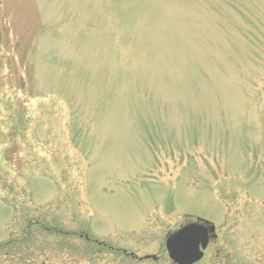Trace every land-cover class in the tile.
I'll return each mask as SVG.
<instances>
[{
	"label": "rangeland",
	"instance_id": "obj_1",
	"mask_svg": "<svg viewBox=\"0 0 264 264\" xmlns=\"http://www.w3.org/2000/svg\"><path fill=\"white\" fill-rule=\"evenodd\" d=\"M0 44V264L200 219L246 233L202 264H264V0H0Z\"/></svg>",
	"mask_w": 264,
	"mask_h": 264
},
{
	"label": "flooded vegetation",
	"instance_id": "obj_2",
	"mask_svg": "<svg viewBox=\"0 0 264 264\" xmlns=\"http://www.w3.org/2000/svg\"><path fill=\"white\" fill-rule=\"evenodd\" d=\"M190 224L202 225L206 228V232H207L205 235L206 246L204 248H201V246H200V250L202 252V258L200 261H198L195 264H202V262H205L206 259L209 257L208 254L214 245H216V244L219 245V249L217 250V253H218L217 256L220 257V255L222 253L221 250L224 251L226 249V247H228L230 249V247H232V245H233V242H235L234 240L236 238L242 237V240H243L245 238V235H246L245 231H243L244 233L243 232L236 233V231L230 229V227L228 226V222L226 223L227 227L226 226L216 227L213 224L205 223L202 220H193V221L187 222V224H185V225L180 226L175 231L167 232L163 237V243H162L161 247L159 248L157 254H146V255L139 256L138 254H136L132 251H128V249H122V250L117 249L116 251L118 253L122 252V255L124 258H127V259L130 258V259L138 261L140 263L153 262L154 264H160L161 261H165L168 264H176L175 262L172 261V259L169 256L167 246H166V242L172 235L181 231L182 229H184L185 227H187ZM222 224H224V222H222ZM250 237L252 239L251 234H250ZM93 242L97 243V241H95V240ZM160 244H161V242H160ZM230 258H231L230 264H235L234 263L235 255L234 254L231 255ZM223 264H225V258L224 257H223Z\"/></svg>",
	"mask_w": 264,
	"mask_h": 264
},
{
	"label": "water",
	"instance_id": "obj_3",
	"mask_svg": "<svg viewBox=\"0 0 264 264\" xmlns=\"http://www.w3.org/2000/svg\"><path fill=\"white\" fill-rule=\"evenodd\" d=\"M206 230L198 225H190L167 241L170 258L177 264H193L201 259L200 245L206 246Z\"/></svg>",
	"mask_w": 264,
	"mask_h": 264
},
{
	"label": "trees",
	"instance_id": "obj_4",
	"mask_svg": "<svg viewBox=\"0 0 264 264\" xmlns=\"http://www.w3.org/2000/svg\"><path fill=\"white\" fill-rule=\"evenodd\" d=\"M1 45V44H0Z\"/></svg>",
	"mask_w": 264,
	"mask_h": 264
}]
</instances>
